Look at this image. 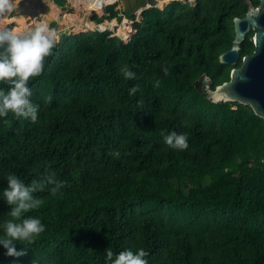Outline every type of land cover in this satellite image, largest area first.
Here are the masks:
<instances>
[{
    "label": "trees",
    "instance_id": "1",
    "mask_svg": "<svg viewBox=\"0 0 264 264\" xmlns=\"http://www.w3.org/2000/svg\"><path fill=\"white\" fill-rule=\"evenodd\" d=\"M187 2L145 9L127 44L109 32L62 34L29 81L37 121L0 117V191L9 172L31 182L50 169L66 181L55 195L35 193L41 204L26 215L45 230L21 242L23 255L0 246V264H106L107 247H143L148 264H264V121L210 102L201 84L208 77L213 89L238 68L218 56L246 6ZM173 130L188 134L186 149L165 142ZM9 208L0 199V225Z\"/></svg>",
    "mask_w": 264,
    "mask_h": 264
},
{
    "label": "clouds",
    "instance_id": "2",
    "mask_svg": "<svg viewBox=\"0 0 264 264\" xmlns=\"http://www.w3.org/2000/svg\"><path fill=\"white\" fill-rule=\"evenodd\" d=\"M3 7L9 8L11 5L6 3ZM59 39L57 31L47 23H41L23 34L0 28V84L7 85L6 88L0 87V117H6L11 112L18 117L37 121L39 105L31 99L29 81L43 72L44 60L53 53ZM123 71L128 78L137 75L127 67ZM164 71L167 72V68ZM159 83L157 80L155 86H159ZM138 87L131 86L130 92L135 94ZM164 140L175 149H186L189 143L187 133L175 130L165 135ZM65 183L50 169H46L41 178L31 182L16 172L7 174L6 186L0 191V199L10 205L6 213L10 218L3 220L0 225V246L6 250L7 255H23L27 248L21 242L33 241L45 230L46 225L39 216L26 215L41 204V199L35 193L47 190L55 195ZM18 244L24 247L18 248ZM148 255L149 252L143 247H129L118 253L110 247L105 248L106 264H148Z\"/></svg>",
    "mask_w": 264,
    "mask_h": 264
},
{
    "label": "water",
    "instance_id": "3",
    "mask_svg": "<svg viewBox=\"0 0 264 264\" xmlns=\"http://www.w3.org/2000/svg\"><path fill=\"white\" fill-rule=\"evenodd\" d=\"M157 0H120L122 9L129 16L146 4L155 5ZM36 4L32 16H46V23L51 24L50 8L40 0H30ZM247 10L243 18L235 17L233 23V39L229 50L218 56L220 64L234 66L239 59L240 45L246 34L252 30L254 51L241 58V65L233 67L229 79L220 85L210 88L208 77L201 81L206 98L214 103H238L248 106L253 114L264 121V0H259L253 7L249 0L245 1ZM22 14L20 8L17 11Z\"/></svg>",
    "mask_w": 264,
    "mask_h": 264
},
{
    "label": "built area",
    "instance_id": "4",
    "mask_svg": "<svg viewBox=\"0 0 264 264\" xmlns=\"http://www.w3.org/2000/svg\"><path fill=\"white\" fill-rule=\"evenodd\" d=\"M28 1L30 2V0H0V18L10 21L6 24L5 26L6 28L11 27V29L14 30L15 27L17 26L19 27V24H17L14 21L15 19L18 18L23 21L26 29H32L41 23H46L47 19L44 14L32 16L31 14L21 15L17 13L19 9V4L26 3ZM40 1L43 2L44 4H47L49 8L53 7L56 10L59 9V11L66 12L67 14H72L68 11L67 9L68 7L73 8L76 12V8L71 4L70 0H64L63 6H60L57 3V0H40ZM6 3L10 4L11 7L5 9L3 5ZM112 5H116L114 10L117 12V16L114 19L108 20L109 8ZM78 15H80L87 22H90L91 26H89L87 23L79 24L77 22L74 24L70 23L69 25L66 26L63 23L57 21V19L52 18V22L49 25V27L54 28L59 34V36L61 34L70 35L72 33L76 34L80 32H89V31L91 32L97 31L99 33L109 32L110 37H118L124 44H127L131 40L132 36L135 35L136 33L134 25L141 21V19L139 20L137 19L135 14L134 16H129L127 13H125L122 9L120 0H115L113 3L104 6L102 13L93 10L90 11V14H85L83 11H81L78 13ZM95 17L99 19L105 18L106 20L96 21ZM124 19L127 21V29L125 34H119L117 29H112L110 25H108V23L110 22L111 23L117 22L119 23V25H122V21ZM53 24L54 26H52ZM76 26H81V28L80 29L77 28L76 31L72 32L71 30L74 29ZM24 32H26V30H24ZM24 32H22L21 34H23Z\"/></svg>",
    "mask_w": 264,
    "mask_h": 264
},
{
    "label": "bare ground",
    "instance_id": "5",
    "mask_svg": "<svg viewBox=\"0 0 264 264\" xmlns=\"http://www.w3.org/2000/svg\"><path fill=\"white\" fill-rule=\"evenodd\" d=\"M170 1H178V0H157L154 6H152L150 4H146L145 6L139 8L134 14L135 15H137L138 13L139 14H141V13L143 14L146 11L145 9H147V8H157L158 9L163 4H166V3L170 2ZM187 1L189 3H191V2H194L196 0H187ZM70 2L72 3L73 1L70 0ZM103 4H104V0H76V3L72 4V5L75 8L80 9L81 11H83L85 14H90V11H93V10L101 13L102 12V8H103ZM5 9H7V8H5ZM67 16L68 15H66V12H62V11H59V9L56 10L55 8L50 7L49 17L57 19V21H59L60 23L69 25L70 23L74 24V23L77 22L79 24L87 23L89 26H91L90 22H87L86 20L82 21V20L79 19V17H78V20H73L72 19V20H68L67 21ZM70 16H73V15H70ZM14 21L17 24H19V27L18 26L15 27V29H14L15 31H18V32L22 33V32H24V30H26V31L29 30V29L25 28L24 23H23V21L21 19H15ZM8 22H10V21L0 18V27H5ZM108 25H110V27L113 29L115 26L118 27L119 23H117V22L108 23ZM120 26L121 25H119V27ZM125 26L127 27V22L124 19L122 21L121 30L126 31ZM120 34H122V33H120Z\"/></svg>",
    "mask_w": 264,
    "mask_h": 264
},
{
    "label": "flooded vegetation",
    "instance_id": "6",
    "mask_svg": "<svg viewBox=\"0 0 264 264\" xmlns=\"http://www.w3.org/2000/svg\"><path fill=\"white\" fill-rule=\"evenodd\" d=\"M245 1L246 0H242V2L244 3V5L246 6V10H247V5L245 4ZM250 1V3L253 5V7H257L258 6V4H259V0H249ZM254 1H258V3H256V4H254ZM198 2H199V0H196V2H194V3H189V2H187L186 4H181L182 6H180V7H183V8H186V7H188V8H195V7H197V5H198ZM170 6H174V5H171V4H169ZM168 5V6H169ZM168 6H165L161 11H163V12H166L169 8H168ZM36 7V4L34 3V2H26V3H21V4H19V8H20V10L22 11V15H25V14H29V13H31L32 12V10L34 9ZM147 11V10H146ZM172 11H173V7L172 8H170V10L168 11V12H170V13H172ZM246 12V11H245ZM245 12H244V14L241 16V17H239V18H243L244 17V15H245ZM144 14V13H143ZM143 14H141L139 17H137V19L139 20V19H141L142 18V15ZM136 16V15H135ZM250 34V42L251 43H249V42H246V47L249 49L248 50V52L247 53H245V54H243V56H246V55H250V54H252V52L254 51V46H253V41H252V35H253V31L252 30H250L247 34H246V36H245V38H244V40H243V42L245 43V40H246V38H247V36ZM243 42L241 43V45L243 44ZM241 45H240V50H239V59H238V61L240 60V64H239V66L241 65V58L243 57V56H241V54H240V51H241ZM229 50V49H228ZM227 51V50H226ZM225 51V52H226ZM238 61H237V63H238ZM238 66V67H239Z\"/></svg>",
    "mask_w": 264,
    "mask_h": 264
},
{
    "label": "rangeland",
    "instance_id": "7",
    "mask_svg": "<svg viewBox=\"0 0 264 264\" xmlns=\"http://www.w3.org/2000/svg\"><path fill=\"white\" fill-rule=\"evenodd\" d=\"M194 2H196V1H194ZM194 2H191V3H194ZM58 4H59V2H58ZM164 5L165 4H163L160 8H158L157 10H159V11H161L163 8H164ZM60 6H63V4H60ZM173 6H168V10L166 11V12H163V11H161V12H163V13H168V11L170 10V8H172ZM191 8V7H190ZM68 9V11L70 12V13H72V14H67L66 13V15H68V16H70V15H74V14H78L79 12H81V10L80 9H77L76 8V12H75V10L73 9V8H71V7H68L67 8ZM154 10V9H153ZM74 13V14H73ZM56 14V13H55ZM78 17H79V19L80 20H82V21H84V19H82L81 18V16L80 15H77V19L76 20H78ZM66 18V17H65ZM19 19V18H18ZM68 20H72V18H70V17H67V21ZM100 20H106L105 18H102V19H98V21H100ZM117 20H119V19H117ZM64 25H66L67 26V24H64ZM122 26V25H121ZM121 26L119 27V25H118V29H119V32L120 33H122V34H125V31H123V30H121ZM0 28H6V27H0ZM77 28H81V26H76L74 29H72L71 31L73 32V31H76L77 30ZM60 36H62V34L60 35Z\"/></svg>",
    "mask_w": 264,
    "mask_h": 264
},
{
    "label": "crops",
    "instance_id": "8",
    "mask_svg": "<svg viewBox=\"0 0 264 264\" xmlns=\"http://www.w3.org/2000/svg\"><path fill=\"white\" fill-rule=\"evenodd\" d=\"M73 2L71 4H75L76 3V0H72Z\"/></svg>",
    "mask_w": 264,
    "mask_h": 264
}]
</instances>
